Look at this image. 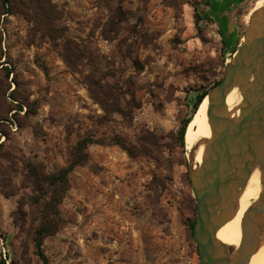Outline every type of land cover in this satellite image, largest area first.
<instances>
[{
	"label": "rangeland",
	"instance_id": "rangeland-1",
	"mask_svg": "<svg viewBox=\"0 0 264 264\" xmlns=\"http://www.w3.org/2000/svg\"><path fill=\"white\" fill-rule=\"evenodd\" d=\"M50 1L52 36L63 38L44 37L20 14L0 15V260L42 264L32 240L43 193L28 181L29 164L54 173L85 136L134 144L148 130L158 160L87 148L89 163L69 174L59 230L42 251L48 264H199L178 130L192 115L190 97L222 79L258 0ZM94 96L117 100L124 115L106 121Z\"/></svg>",
	"mask_w": 264,
	"mask_h": 264
},
{
	"label": "water",
	"instance_id": "water-1",
	"mask_svg": "<svg viewBox=\"0 0 264 264\" xmlns=\"http://www.w3.org/2000/svg\"><path fill=\"white\" fill-rule=\"evenodd\" d=\"M235 88L240 103L237 116L230 118L226 98ZM205 98L211 135L196 167L194 154L199 145L192 152L186 151L196 205L193 240L199 264H248L263 234L264 5L248 18L222 79L200 104ZM254 170L260 176V196L244 214L238 247H226L217 240L216 232L232 217L240 192Z\"/></svg>",
	"mask_w": 264,
	"mask_h": 264
},
{
	"label": "trees",
	"instance_id": "trees-1",
	"mask_svg": "<svg viewBox=\"0 0 264 264\" xmlns=\"http://www.w3.org/2000/svg\"><path fill=\"white\" fill-rule=\"evenodd\" d=\"M53 8L54 6L50 0H0L1 16L20 14L33 24L37 32L51 40L57 37H62L52 36V32L54 31L58 21ZM196 19L197 21L200 20L198 15H196ZM219 34L221 36L222 48L227 49L229 46V41L226 38V34L222 30H219ZM68 43H70V41L65 40L64 44ZM76 48L77 47H75V49ZM72 52V50H66L64 59L70 67L76 68L79 65V60L78 58H72L70 55ZM4 71V78L8 79L12 72L7 71L6 68H4ZM219 81L214 82L212 86L202 90L194 97H190L192 115L182 123L180 129L178 130L177 136V140L183 154L186 153L184 134L187 125L193 118V115L195 114L201 100L215 85L218 84ZM109 97H112V93L109 94ZM93 99L97 104L100 105L102 111L105 114L103 117L106 121L111 114L124 115L122 110H120V104L117 100L112 101L110 104L107 100H100L99 98H95V96ZM90 145H99L102 147L116 146L125 151L127 155L132 158L139 155H145L151 157L154 160L159 159L157 139L148 130H140L134 144L128 143L123 138L117 136H113L109 139L97 140L94 139L93 136H85L84 138H81L69 152L68 164L54 173H46L42 164H29L27 168L28 181L37 188L36 191L43 193V195L38 197V199L35 201L40 209L41 220L39 227L35 230L32 240L35 254L40 259L42 264H48V259L42 251V241L46 237L54 235L59 230V206L65 198L66 192L70 186L69 174L73 172L75 168L86 166L89 163L87 148ZM186 180L190 190L193 193L190 181L188 179ZM188 209L192 214V217L188 220L187 228L189 231V236L193 240V226L196 214L195 199H191L188 202ZM0 264L7 263L4 260H0ZM9 264H11V261Z\"/></svg>",
	"mask_w": 264,
	"mask_h": 264
},
{
	"label": "bare ground",
	"instance_id": "bare-ground-1",
	"mask_svg": "<svg viewBox=\"0 0 264 264\" xmlns=\"http://www.w3.org/2000/svg\"><path fill=\"white\" fill-rule=\"evenodd\" d=\"M264 5V0H258L254 8L247 15V20L253 12ZM207 98L198 106L193 118L191 119L186 133L184 134V145L187 152H192L198 144L195 152L193 167H196L203 156L206 141L210 138V127L207 120ZM240 103V96L237 88L232 90L226 98V106L230 118L237 116V109ZM261 193L260 176L258 170H254L249 177L246 185L240 192L235 211L230 220L225 223L217 232V240L229 248H237L241 240V224L244 214ZM255 257V259H254ZM248 264H264V214H263V234L261 236L258 248L251 256Z\"/></svg>",
	"mask_w": 264,
	"mask_h": 264
},
{
	"label": "built area",
	"instance_id": "built-area-1",
	"mask_svg": "<svg viewBox=\"0 0 264 264\" xmlns=\"http://www.w3.org/2000/svg\"><path fill=\"white\" fill-rule=\"evenodd\" d=\"M3 245H4V244H3V240H2V238L0 237V246H2L3 257L5 258V255H6L5 253H6V252H5L4 248H3Z\"/></svg>",
	"mask_w": 264,
	"mask_h": 264
}]
</instances>
